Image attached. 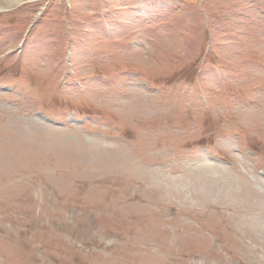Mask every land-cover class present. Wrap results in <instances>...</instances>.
Here are the masks:
<instances>
[{
	"label": "rangeland",
	"instance_id": "obj_1",
	"mask_svg": "<svg viewBox=\"0 0 264 264\" xmlns=\"http://www.w3.org/2000/svg\"><path fill=\"white\" fill-rule=\"evenodd\" d=\"M0 264H264V0H0Z\"/></svg>",
	"mask_w": 264,
	"mask_h": 264
},
{
	"label": "bare ground",
	"instance_id": "obj_2",
	"mask_svg": "<svg viewBox=\"0 0 264 264\" xmlns=\"http://www.w3.org/2000/svg\"><path fill=\"white\" fill-rule=\"evenodd\" d=\"M9 1V0H8Z\"/></svg>",
	"mask_w": 264,
	"mask_h": 264
}]
</instances>
